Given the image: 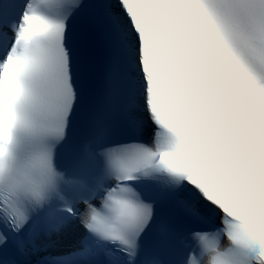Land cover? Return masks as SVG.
Segmentation results:
<instances>
[{"label": "snow or ice", "instance_id": "1", "mask_svg": "<svg viewBox=\"0 0 264 264\" xmlns=\"http://www.w3.org/2000/svg\"><path fill=\"white\" fill-rule=\"evenodd\" d=\"M264 264V0H0V264Z\"/></svg>", "mask_w": 264, "mask_h": 264}]
</instances>
